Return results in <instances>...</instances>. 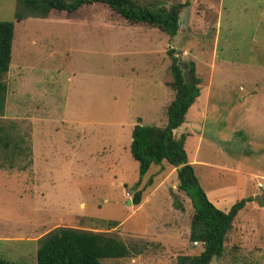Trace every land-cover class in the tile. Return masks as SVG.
Here are the masks:
<instances>
[{"label":"rangeland","instance_id":"rangeland-1","mask_svg":"<svg viewBox=\"0 0 264 264\" xmlns=\"http://www.w3.org/2000/svg\"><path fill=\"white\" fill-rule=\"evenodd\" d=\"M134 2L183 3L176 35L99 2L16 19V0H0V20L14 24L1 77L0 110L10 122L0 130V257L36 264L37 239L62 226L114 235L131 250L100 264H178L199 254L176 167L163 161L140 176L128 144L136 122L166 123L175 48L186 80L192 62L200 82L174 136H185L209 198L224 194L230 205L247 198L222 256L209 264H264V207L254 200L264 198V0ZM31 135L44 158L35 155L36 171L22 161L30 160ZM137 190L148 197L140 207L128 203Z\"/></svg>","mask_w":264,"mask_h":264},{"label":"trees","instance_id":"trees-1","mask_svg":"<svg viewBox=\"0 0 264 264\" xmlns=\"http://www.w3.org/2000/svg\"><path fill=\"white\" fill-rule=\"evenodd\" d=\"M104 3L131 23H147L156 26L170 36L178 30L179 11L183 3L172 5L169 9L140 5L134 0H16L15 18L46 17L55 9L73 13L81 6L90 3ZM14 24L0 20V103L4 102L6 86L1 77L8 71L11 60V47ZM171 72L174 97L167 107V120L164 126L144 124L138 121L133 125L129 151L138 163V173L143 176L151 164L166 161L176 167L177 189L190 198L193 215L190 222L189 239L200 242L202 250L197 255H184L178 264H209L212 258H219L224 252L226 233L238 211L247 198L234 202L227 211L217 208L199 185L192 165L187 160L184 149L185 136L176 138L173 131L178 128L185 114L199 94L200 79L195 75L191 62L188 78L183 73L178 58L173 55ZM2 109V108H1ZM1 112V110H0ZM2 113V112H1ZM0 113V114H1ZM249 199V198H248ZM141 201V190L131 198L132 204ZM109 224L114 225L113 222ZM131 253L130 248L119 238L105 232H93L73 227H57L37 239L36 264H100L104 258H121ZM0 264H21L0 257Z\"/></svg>","mask_w":264,"mask_h":264},{"label":"crops","instance_id":"crops-1","mask_svg":"<svg viewBox=\"0 0 264 264\" xmlns=\"http://www.w3.org/2000/svg\"><path fill=\"white\" fill-rule=\"evenodd\" d=\"M11 117H13V116H11ZM10 118V116H6V115H3V113L0 115V130H4V128H6V127H3L2 126V122H10V120H8ZM4 119V120H3ZM14 119V118H13ZM137 123V122H136ZM132 128H133V126H132ZM5 131V130H4ZM32 136V142L29 144V146H30V150H29V148H27L26 146V143L27 142H21L19 145H26L25 146V151L24 152H31L32 154L30 155V160H29V158L27 159V157L25 158V159H23L22 161L23 162H26V164L29 162V161H31L32 160V167H34V169H35V171H36V167H35V165H34V163H35V155L36 154H38L37 155V159H39L40 157H38V156H41L42 154L39 152V150H38V148H36V146H33L32 145V143H33V141H34V137H35V135H31ZM10 137V135H8L7 136V139ZM4 140V143H3V146H7V141H6V138H4L3 139ZM130 141H131V137L129 138V142H128V144L130 145ZM44 158L42 157V158H40V161H42ZM14 162H16V161H14ZM39 162V161H38ZM164 165V162L162 161L159 165ZM152 165V164H151ZM162 168H164L163 166H161ZM40 170H41V167H40ZM160 172V171H159ZM205 194H206V196H207V198L217 207V208H219V209H221V210H223V211H227L229 208H230V206L232 205H230L229 203H225V200L223 199V197L225 196L224 194H216L215 195V193L214 192H211V194H212V197L214 198V199H211V198H209L208 197V193H206L205 192ZM210 194V195H211ZM148 200V197H145L144 199H143V201L141 200L140 201V203L138 204V207H140V206H142L143 205V203L145 202H148L147 201ZM144 203V204H145ZM247 204V202L245 203V205ZM261 207V206H260ZM240 210H242V209H240ZM239 210V211H240ZM238 211V212H239ZM237 215V214H236ZM35 240V239H34Z\"/></svg>","mask_w":264,"mask_h":264},{"label":"water","instance_id":"water-1","mask_svg":"<svg viewBox=\"0 0 264 264\" xmlns=\"http://www.w3.org/2000/svg\"><path fill=\"white\" fill-rule=\"evenodd\" d=\"M254 200L260 205L264 207V198L260 197L259 195L254 196ZM128 203H131V200H128Z\"/></svg>","mask_w":264,"mask_h":264},{"label":"built area","instance_id":"built-area-1","mask_svg":"<svg viewBox=\"0 0 264 264\" xmlns=\"http://www.w3.org/2000/svg\"><path fill=\"white\" fill-rule=\"evenodd\" d=\"M127 194H128V193H127ZM127 194H126V195H127Z\"/></svg>","mask_w":264,"mask_h":264}]
</instances>
